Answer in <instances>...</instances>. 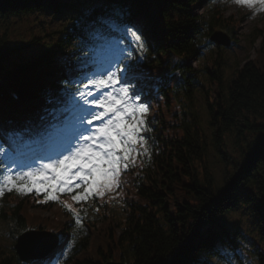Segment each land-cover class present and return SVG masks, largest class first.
I'll use <instances>...</instances> for the list:
<instances>
[{"label":"trees","instance_id":"trees-1","mask_svg":"<svg viewBox=\"0 0 264 264\" xmlns=\"http://www.w3.org/2000/svg\"><path fill=\"white\" fill-rule=\"evenodd\" d=\"M129 2L135 4L132 20L141 24L156 47V58H150L148 69L156 72L168 61L177 63L183 79L176 82L175 89L184 99L194 96L196 83L204 80L202 87H208L202 91L208 118L194 115L191 121L174 112L173 127V119H165L169 113L165 106L158 119L164 144L147 180L138 189L139 199H128L124 212L108 213L109 218L95 224L97 229L84 238L71 264H100L103 260H124L128 264H208L210 255L202 258L199 251L209 252L221 234L207 230L200 235L199 230L206 224L220 226L225 238L219 241H226V246L234 249L241 233L231 228L230 233L224 219L232 210L241 208L243 204L237 202L244 199L263 243L262 249L258 248V264H264V40L256 49L257 54L238 64L229 78L223 75L225 61L220 52L204 60L205 66L198 70L191 66V61L204 55L207 34L202 37L203 32L206 28L212 30L221 17L214 13L207 25V16L194 12L196 0ZM72 4L71 0H0V16L20 17L45 9L61 13ZM60 41L52 45L42 37H34L19 43L12 40L8 31L0 32V71L24 95L35 97L38 87L46 82L34 74L48 72L54 66V57L45 54L60 51ZM38 43H42L41 49L35 48ZM170 96L171 92L167 101L172 103ZM11 104L8 98L0 97V121L4 124L14 115L6 110L13 107ZM156 106L163 111L159 102ZM19 109L31 114L39 110L28 104ZM228 145L240 155L230 154ZM213 158L219 159L221 182L212 169ZM0 264H19L2 237Z\"/></svg>","mask_w":264,"mask_h":264},{"label":"snow or ice","instance_id":"snow-or-ice-1","mask_svg":"<svg viewBox=\"0 0 264 264\" xmlns=\"http://www.w3.org/2000/svg\"><path fill=\"white\" fill-rule=\"evenodd\" d=\"M237 2L254 3L255 0ZM102 23L117 27L111 17ZM120 31L123 37L131 40V47L114 49L102 68L87 77L82 89H77L78 96L73 94L78 112L75 121H68L63 127L52 125L51 130H46L41 136V145L50 146L52 155L33 159L27 172L20 170L13 175L11 167H4L0 196L5 188L9 192L15 188L21 194L30 193L36 188L39 195L41 190L49 187L63 193L83 184L82 194L73 195L74 201H86L89 195L102 197L106 191L120 187L121 173L130 167L132 153L141 154L136 146L140 145L147 152L144 133L148 130L146 125L149 122L145 117L150 105L141 86L143 72L140 57L133 55L134 51L143 52L144 33L135 24H125ZM67 91L64 89L65 93ZM57 99L63 97L49 99L48 103L53 104ZM8 158L12 164L16 163L11 155ZM49 179L50 184L43 183ZM77 180L80 183H73ZM37 181L41 182L40 187H37ZM47 198L56 199V196L49 193ZM71 211L75 215V211ZM79 220L80 217L76 216V221ZM22 243L31 246L41 241L28 236Z\"/></svg>","mask_w":264,"mask_h":264},{"label":"rangeland","instance_id":"rangeland-1","mask_svg":"<svg viewBox=\"0 0 264 264\" xmlns=\"http://www.w3.org/2000/svg\"><path fill=\"white\" fill-rule=\"evenodd\" d=\"M229 12H234L238 15H245V12L242 10H239L236 6H228ZM203 6H197V10L202 11ZM242 13H241V12ZM71 18V15H64L63 17L55 16L52 12L45 11L43 13L37 12V13H30L28 16H20V17H11L9 19H3L4 17H0V32L8 31L10 35L12 36V40L15 42H22L30 40L34 37H42L43 39L47 40L50 39V36L54 32H56L55 29H61L68 25V20L64 19ZM257 18H250L247 15L243 17V23H242V30H241V38L243 39V43H246V49L244 47H239L237 49L238 52L233 51H227L228 60L226 63V75L229 76L232 69L231 66L234 65L235 60L244 61L246 58L254 57L257 54L256 49L261 45L260 40L262 37L259 38L257 44H249L247 43L244 34L248 33L255 27H257ZM49 32V34H48ZM57 36V34L55 35ZM264 40V39H263ZM29 103L32 104H39L38 101L33 100L29 97H27V100ZM229 146V145H228ZM228 152L234 156H239L240 152L229 146V149L227 148ZM219 159L213 158L212 163V169L215 171V174L218 178V180L221 182V175L222 171L219 168ZM49 214V213H46ZM238 217V213H233L230 217V219H233ZM50 221L53 222V224L56 225V220L54 217H50Z\"/></svg>","mask_w":264,"mask_h":264},{"label":"bare ground","instance_id":"bare-ground-1","mask_svg":"<svg viewBox=\"0 0 264 264\" xmlns=\"http://www.w3.org/2000/svg\"><path fill=\"white\" fill-rule=\"evenodd\" d=\"M12 110H15V109H13V108H12ZM221 247H222V249H224V248H225L224 246H221Z\"/></svg>","mask_w":264,"mask_h":264}]
</instances>
